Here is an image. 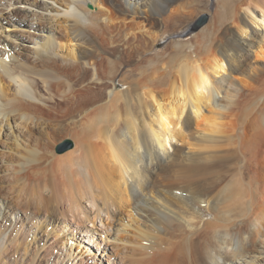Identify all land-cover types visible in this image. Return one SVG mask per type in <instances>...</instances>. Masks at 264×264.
<instances>
[{
  "label": "bare ground",
  "instance_id": "obj_1",
  "mask_svg": "<svg viewBox=\"0 0 264 264\" xmlns=\"http://www.w3.org/2000/svg\"><path fill=\"white\" fill-rule=\"evenodd\" d=\"M188 1L8 0L48 98L13 56L0 71L22 96L61 98L73 148L18 152L0 264H264V0L216 3L204 59L168 64L192 42L146 56ZM19 94L0 106L9 132L33 115Z\"/></svg>",
  "mask_w": 264,
  "mask_h": 264
},
{
  "label": "rangeland",
  "instance_id": "obj_2",
  "mask_svg": "<svg viewBox=\"0 0 264 264\" xmlns=\"http://www.w3.org/2000/svg\"><path fill=\"white\" fill-rule=\"evenodd\" d=\"M11 1L13 2V0ZM218 2H220V0H189L188 3L185 2L184 5L187 7L189 14L184 16V18L182 19V21L180 22L178 26H173L170 24L169 32L171 34L169 36L164 37L159 42H157L153 46V49L146 53V56L155 54L159 51H162L163 49L165 50L166 54L167 53L172 54L173 50L175 51L176 49L180 48L179 44H186L188 42H192L193 44H197L196 49H195L197 54L195 53L192 54V52L187 50L188 49L187 46L183 47L182 51H180L181 53L179 52L177 56L174 55L170 57L168 64H173V66H176V64H179L182 61V59H184V57L185 59L187 58L189 59L190 58L189 55H191L192 58H196V59L197 58L199 59L202 57L203 59L206 58V55L208 56V54H210V52L212 51L211 49L213 48L210 47L209 49V46L207 43L208 41L204 42L203 39H201L200 37L201 29L204 26H209V24L212 25V22L215 21V18H216L215 7H216V3ZM6 4H8V0H0V59L4 58V60H8L7 58L8 54L13 56L15 61L14 62L8 61V65L14 66V67L12 66L13 73L14 74L22 73V74H25V76L23 77H26L27 75L31 78H34L37 82L36 86L38 87V91L40 92V94L48 98L49 94H48V90L43 85V77L39 74H33L32 72H30V69L24 68L25 66L33 65L29 61V58L27 56L28 55L27 48L32 45L31 41H29V38L33 34V31L27 25L21 24L18 22L20 18L25 16L23 15V12L21 10L11 11V9L9 8H12V7H8L9 5H6ZM9 11L11 14H8ZM202 13H208L209 15V19L206 25H204L198 31L193 32L194 34L193 33L183 34L184 31L182 30L186 28L191 22H193ZM5 17H9V20L12 19L11 20L12 22L8 23L6 20L2 21L3 18ZM196 38L198 39V41L195 42ZM202 43L204 44L201 45ZM206 48L208 49V51ZM15 86H17V82L15 80H10L8 76L4 75L0 71V94L4 92V96H5V97L2 96L1 97L2 100H0V104H1L0 106L2 108L5 107L4 104H5V99L7 97L10 98V97H13L15 94H19ZM19 98L23 99L21 100L22 106H24L25 108L27 106V109L29 108L28 110L32 112L33 115H32L31 120L25 121L26 123L24 124L21 122L20 124L22 125L18 124L19 122L18 119L10 120L9 121L10 125H14L17 127V129H14L13 127L10 128L11 132H9V130L7 129L5 130V127L0 125L1 126L0 127V199H4L5 201L7 200L12 205L14 203H17L18 205H20L19 210L17 209L16 212L22 211L21 206H23V204L21 205L20 201L17 200V190L20 184V180H18L17 178L19 175V173L17 172L18 166L16 164V161L18 160V158L19 157L21 158L23 154L28 155V151L32 149L33 147L34 148L39 147L46 151L50 150L54 153H60V154H63L67 150L73 148V143H72L70 148L63 149L65 141L68 139L71 140L72 138L71 132L73 131L72 130L73 126L70 124L65 125L67 121L62 120L64 122L63 124V122L58 120V118H61L60 109L62 106L60 107L61 104L59 102L61 101L60 100L61 98H59L56 95L53 100L43 99L41 97H40V100H32V99H29L28 97L22 96V94H19ZM39 107H40V111H36V110H39ZM55 107L57 108L59 107L60 109H56ZM51 112L52 114H50ZM53 112L56 117L54 116ZM54 117H55V120L53 121ZM86 124L87 123H85V125ZM65 126L69 130H67ZM92 139L95 140V138H92ZM47 147L49 149H47ZM18 152H19V155L21 154V156L18 155L19 157L17 156ZM22 174H25V173L23 172ZM3 203L4 202H1V210H0V212L2 213L4 211ZM2 213H0V216H2ZM9 223H11V220L9 221L7 220L6 223H4L3 221H0V229L3 230L4 229L3 227L5 226V224L7 225Z\"/></svg>",
  "mask_w": 264,
  "mask_h": 264
},
{
  "label": "water",
  "instance_id": "obj_3",
  "mask_svg": "<svg viewBox=\"0 0 264 264\" xmlns=\"http://www.w3.org/2000/svg\"><path fill=\"white\" fill-rule=\"evenodd\" d=\"M208 14L207 13H203L201 14L196 20L195 22L190 25L191 30H197L199 29L202 25H204L207 21H208ZM72 145V142L68 139L65 141L63 149H68L70 148Z\"/></svg>",
  "mask_w": 264,
  "mask_h": 264
}]
</instances>
